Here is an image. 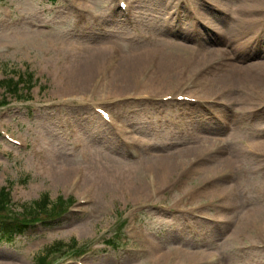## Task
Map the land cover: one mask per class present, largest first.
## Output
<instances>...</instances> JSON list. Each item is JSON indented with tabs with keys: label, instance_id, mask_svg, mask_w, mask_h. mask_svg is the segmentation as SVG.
Listing matches in <instances>:
<instances>
[{
	"label": "rangeland",
	"instance_id": "rangeland-1",
	"mask_svg": "<svg viewBox=\"0 0 264 264\" xmlns=\"http://www.w3.org/2000/svg\"><path fill=\"white\" fill-rule=\"evenodd\" d=\"M120 1L0 0V99L9 102L0 106V189L10 193L4 220L32 222L26 211L44 196L48 208L60 202L66 208L59 216L41 211L44 222L29 224L12 240L0 239V264H41L61 244L72 247L48 256L49 264H264L256 234L264 226V89L255 94L257 101L244 100V31L230 35L228 43L211 40L228 50L235 65V80L224 81L225 88L201 82L196 65H170L183 50L201 51L203 33L219 38L227 36L222 29L239 28L241 11L231 9L244 0H125L130 10L118 7ZM204 2L224 13L209 14ZM182 22L190 36L178 32ZM254 32L264 34L255 30L248 36ZM261 38L252 51L263 46ZM109 47L132 57L150 53L129 86H112V72L94 67L84 82L87 90H79L82 78L74 76L79 55ZM161 61L170 81L176 77L145 99L147 90L136 87L135 78L157 75ZM96 69L109 74L102 91L92 83ZM22 77L16 95L4 86ZM180 80H186L176 88L182 90H170ZM98 107L113 113L111 121ZM160 154L178 165L157 184L155 168L147 164ZM212 157L239 192L234 211L212 201L216 187L196 191L211 175L204 166L215 164ZM114 159V167L129 173L127 184L119 185L125 190L102 192L93 172ZM69 164L71 175L81 169L77 186L55 181ZM147 180L158 192L140 197L129 192L138 181L148 186ZM248 209L258 214L247 226L238 217Z\"/></svg>",
	"mask_w": 264,
	"mask_h": 264
},
{
	"label": "bare ground",
	"instance_id": "bare-ground-1",
	"mask_svg": "<svg viewBox=\"0 0 264 264\" xmlns=\"http://www.w3.org/2000/svg\"><path fill=\"white\" fill-rule=\"evenodd\" d=\"M264 0H244V6L239 7L238 9H234L235 11L232 10V12H237L241 11V19H240V25L239 28H230L226 27L225 29L221 30L227 33V36L223 34V36L219 35L217 33H203V38L202 41L204 44L201 45L202 50L201 51H196V50H189L188 52L183 50V47H180V51L183 50L181 53L176 54L175 58L170 62L171 66H177V65H185L187 67H194L195 65V72L196 76L199 78L201 82H204L205 84H211L214 88H218L220 86H224L223 83L224 81L227 82H232L235 80V75H236V70H234L235 65L233 64L232 61H230L231 57L228 54V50L226 48H220L215 47L216 45L211 44V40H214V43L221 41L228 43L232 38L230 35L235 34L240 32V30L244 31V100H250V101H257L259 99V96H256L255 94H259V91H262L264 89V47L257 48L255 51H252V48L254 46L258 45V40L262 39L261 37L264 36V34H257L253 33L251 36L249 35V31H263L264 32V14L261 13L260 8L263 5L259 6L261 3H263ZM207 4L208 8L207 10L209 14H223V8L219 5L214 6L213 4H210L208 2H204ZM264 4V3H263ZM129 3L127 4V8L130 9ZM205 7V6H204ZM221 8L220 9H218ZM217 8V10L215 9ZM226 10V9H225ZM109 15V14H108ZM107 16V15H106ZM177 19V18H176ZM195 22L202 26V22L200 20H195ZM239 22V21H238ZM187 25H184V22H182V27L178 32L181 34L183 33V37L185 36H190L187 32L188 29ZM197 30L202 31V29L196 27ZM169 31V30H166ZM215 35V38L212 36ZM227 40H226V38ZM109 46H113L109 43ZM207 46V52L204 53V48L206 49ZM250 46V47H248ZM107 48H99L94 51L90 52H84L81 56L79 55V63L80 66L77 68V71L75 72V79L83 81V84L79 88V90L84 91L87 90V85L84 83L86 77L89 76L90 72L93 71L94 67L98 68H103L104 71L107 72H112V76H109V74H104V73H98V69H96L95 72V77L93 79V84H96V86L99 85V88L102 91V88L105 87L106 85H109L107 82V78L111 79V85L120 88V85L124 86H129L131 83L130 76H132V73L138 72L144 62L147 60V57L149 56L150 50L147 51H140L136 56L132 57L131 55H123L119 54L117 51H115L114 47H109ZM236 51L238 50L237 48L235 49ZM162 51V50H161ZM157 52H160L157 50ZM202 55H207V58L205 61H202ZM213 55V57H211ZM161 56L164 57L163 51L161 52ZM211 57V58H210ZM108 59V60H107ZM109 62L108 63H106ZM202 61V64L200 62ZM83 62V63H82ZM114 66V70L111 69L110 67L112 65ZM167 65L165 62L161 61L159 73L157 75H154L152 73H149L150 75L143 81V75L142 73L137 75L135 78V81L137 83V86H141V88H145L147 91H145L146 96L145 99H152L154 98L155 95H157L158 88H163L165 86L172 84L173 79L176 77V74L172 77L170 81V77H167L165 72L162 70L166 68ZM103 71V70H102ZM154 71V70H153ZM162 72V73H160ZM216 73L215 76H210V73ZM114 74V75H113ZM220 74V75H219ZM242 75V76H243ZM155 77L157 78V84L154 83ZM215 77V78H214ZM201 78V79H200ZM233 78V79H232ZM170 81V83H167ZM187 81H190L189 78L186 79ZM186 80H180L178 81L177 85L173 87L170 90H175L178 88L184 81ZM128 83V84H127ZM187 83V82H186ZM68 86H71V83L69 82L67 84ZM185 85V84H184ZM226 86H224L225 88ZM74 88V87H73ZM223 88V89H224ZM158 89V90H155ZM176 90H182V87ZM177 92V91H176ZM176 94V93H174ZM109 95H111L109 93ZM262 95V94H261ZM86 95L82 94V97H85ZM264 97V96H263ZM102 101V99H99ZM95 101H92L93 105ZM260 106L259 108H262ZM261 116L264 117L263 114H260ZM224 114L222 115V120H224ZM111 119V116H109ZM225 121V120H224ZM203 128V127H202ZM201 130L203 131V129ZM209 130V128H207ZM211 163H215L214 165L210 166H204L206 164H202L205 168H207V171H209V174L207 175L205 179V183L198 187L196 191H198V195L203 192V190L208 187L210 184V187H216V189H213L212 191V201H218V202H223V207H225V210L229 211H234L235 206L239 205L238 203L240 199L239 192L237 191V188L231 184H227L229 181L227 180L228 177L231 175L228 174H220L218 172V168L220 165H222L218 160L215 159L214 157L210 158ZM118 160L114 159L111 160L113 162L110 164L109 161V166H104L101 167L100 170H95L93 172V179L94 182H98L99 189L102 190V192L105 191H111L113 193L120 192L121 190H125L124 187L121 186V182L123 181V184H127V174L129 176V173L124 172L122 170H119L116 166L114 167V163L117 162ZM218 161V162H217ZM155 168V171L151 170V174L155 173L157 175L156 182L162 183L165 181L171 174L172 171L176 168L178 165L177 162H174L166 156L165 154H160L157 156L155 161H148V164ZM125 170V169H124ZM132 171V170H130ZM214 175L212 172H214ZM79 172V173H77ZM77 172L74 173V175H71L70 171V164L65 167V169H60L57 171L55 177V181L57 184H62L65 181V185L67 186H77L78 180H79V175L81 173V169H78ZM119 172H122L119 174ZM211 172V173H210ZM134 174V173H133ZM154 176V175H152ZM150 180V179H149ZM149 180H147L149 184ZM151 181V180H150ZM138 182L133 183L130 185L129 192L133 196H143L147 194L149 196L151 193L150 191H154L155 187L153 188L150 186V184L147 186V184L143 181L138 184ZM152 184V182H151ZM206 184V185H205ZM97 185V184H96ZM120 185V186H119ZM159 190V189H158ZM158 190L154 192H158ZM118 195V194H117ZM146 196V197H147ZM247 214H249L247 216ZM256 214L258 212L253 213L251 212V209H248L247 211H242L240 216L238 217L239 222L244 218V225L248 226V223H254L256 221ZM218 220V219H217ZM220 220V219H219ZM221 221V220H220ZM256 234L259 240H261L262 244L264 245V226H261V228L256 229ZM153 252H155L154 257L157 259H161L162 257V252L158 251L156 248H153ZM167 257V256H166ZM165 257V258H166Z\"/></svg>",
	"mask_w": 264,
	"mask_h": 264
},
{
	"label": "trees",
	"instance_id": "trees-1",
	"mask_svg": "<svg viewBox=\"0 0 264 264\" xmlns=\"http://www.w3.org/2000/svg\"><path fill=\"white\" fill-rule=\"evenodd\" d=\"M29 77L32 76V74H28ZM5 82V81H4ZM7 84H4V86L6 88H8V90H12L14 91L15 95L17 92H21L20 89L21 87L19 88V83H24L25 82V79L24 77L22 78H19V80L17 81L18 83H15L13 81V79L11 80H8L6 81ZM9 196H10V193H8L7 189L6 188H1L0 189V220L2 221V231H1V234H0V239L1 240H12L13 237L16 235L15 233L17 232H24L25 229L29 226V224L31 223H27L28 220H25V221H19L18 219H13L11 221H5L4 220V214L3 212L5 211V203L7 204L8 201H10L9 199ZM49 199L47 196H44L42 199L38 200V201H35L33 202V207L31 209V211L27 210L26 212L28 214H31L33 218V221H42L43 219L40 218L38 216V213L43 211L44 213H49L50 215H54V216H59L62 212H64V210L66 208H64V204L63 202H60L59 205H51L50 208H48V204H49ZM63 247L64 244H61L60 246H58L57 248H54V249H59L60 247ZM53 250V249H51ZM44 260H45V257H42V263H44Z\"/></svg>",
	"mask_w": 264,
	"mask_h": 264
}]
</instances>
